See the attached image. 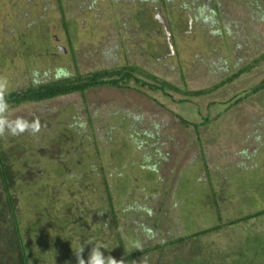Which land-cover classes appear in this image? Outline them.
<instances>
[{"label": "rangeland", "instance_id": "rangeland-1", "mask_svg": "<svg viewBox=\"0 0 264 264\" xmlns=\"http://www.w3.org/2000/svg\"><path fill=\"white\" fill-rule=\"evenodd\" d=\"M191 1L63 0L66 27L58 0H0V93L61 77L60 69L69 75L106 67L121 68L131 63L143 64L148 71L190 90L210 89L236 70L249 67L252 59L264 53V0H197L195 4ZM193 6L192 16L197 15L194 21L189 16L191 11L187 12ZM255 10L263 14L262 19ZM251 66L233 82L202 97L186 98L182 93L170 90L167 94L146 87H100L90 89L85 96L75 93L1 107L0 127L8 135L5 139L16 138L18 130L27 129L25 126L33 130L29 131L30 135H21L25 137L21 139L24 143L26 137L29 143L41 133L49 135L54 142L65 139L57 153L71 167L72 175H57L52 169L47 170L48 176L45 174L44 178L49 179L56 193L54 199L49 197L52 202L41 203L37 193L26 194L38 191L42 181L34 182L37 189L20 184L18 213L25 241L31 249L30 264H76L75 253L84 245L83 237L75 238L73 243L70 233L56 236L58 226L54 222L49 224L51 219L63 221L66 215L65 228L70 226L69 217L77 221L78 231L90 228L85 225L86 220L80 221L84 208L76 206L78 197L70 190L77 189L79 174L93 169L88 165L90 159L104 165L103 171L100 167L95 170L103 172L108 179L119 204L123 230L125 224L143 219L136 214L139 209L125 207L130 205V200L144 205V195L148 197L150 191L162 190L156 185L160 177L167 178L173 169L180 176L179 191L185 202L182 213L190 214L174 227L169 213L161 226L164 232L167 223L173 224L172 235L155 233L150 237L145 233L141 236L144 244L190 234L188 228L195 232L219 223L223 227L200 236L194 247L201 245L204 251L226 253L228 246H237L239 237L245 240L256 233L264 242V215L247 223L225 225L227 220L264 208V89L238 101L264 82V59ZM218 114L220 117L214 119ZM89 116L91 123L77 126L80 121L87 122ZM181 117L188 122H183ZM206 118L213 119L206 122ZM73 124L80 135L70 131L73 129L69 125L76 128ZM155 124H160L161 136L151 142L145 134L153 131ZM10 126L17 129L15 133ZM158 148L167 151L168 162L154 152ZM29 152L37 167L40 154ZM147 164H154L158 171L150 170ZM207 173L212 175L219 195L225 190V199H218L222 217L219 221L215 203L209 197ZM98 177H83L84 182L89 178L88 183L93 186L85 195L95 197L104 190L103 176ZM196 177L199 182H195ZM126 185L130 188L129 195L123 193ZM88 203L92 205L93 201L89 199ZM179 203L172 205L177 208ZM149 204L155 210L158 208V202ZM48 225L54 229L49 238L55 242L40 235V229ZM124 235L127 240L129 235ZM128 244L129 252L138 245L132 241ZM115 246L109 247L115 250ZM181 248L176 243L156 255L165 260L174 259Z\"/></svg>", "mask_w": 264, "mask_h": 264}, {"label": "trees", "instance_id": "trees-1", "mask_svg": "<svg viewBox=\"0 0 264 264\" xmlns=\"http://www.w3.org/2000/svg\"><path fill=\"white\" fill-rule=\"evenodd\" d=\"M58 4L64 24L67 27L68 19L66 9L63 7V0H58ZM257 15L259 18H263L262 13ZM260 59H264V53L260 54L258 58L252 59L249 67H252L251 65H256ZM249 67L244 66L236 70V72L228 76L222 82L216 84V86L213 88L192 90L148 71L143 64L139 63L126 64L121 68L106 67L89 72H75L69 75H67V72L60 69L61 73L63 74L61 77L40 83L29 84L28 86L15 91L0 93V108L5 106H19L24 103L48 101L75 93L85 96L87 91L90 89L100 87H146L148 90L161 93L169 94L170 90L179 94L182 93L186 98L193 96L202 97L214 90V88H220L223 85L233 82L242 74L243 71H248ZM183 81L186 83L184 78ZM262 89H264V82L253 87L248 94L240 98L238 101L244 99L250 93H257ZM183 99L178 101H183ZM214 117V119H218L220 116L218 114ZM212 119L213 118H206L205 121L208 122ZM86 120L87 122L80 121L79 123H76L78 124L77 126L84 127L85 123H91L90 116ZM181 120L185 123L188 122V120L182 117ZM76 124L73 125L76 126ZM159 125L160 124H155L154 127L156 128L153 131H150L148 134H145L147 135L148 139L151 140V142L153 139H158L159 136H161V132L158 131L160 129ZM194 125L196 127V124ZM77 126L76 130V128H73L71 125H69L70 129H73L70 131H77L80 135L81 133L79 132ZM25 127L28 130H25L23 127L22 130H18L17 137L14 139L11 138L10 140L4 138L8 135L4 134L2 127H0V264H30L29 259L31 249L29 243L25 241V232L20 226L18 213L19 206L21 204L20 197L18 195L22 190L20 184H25L28 186L30 185L32 186L31 188L37 189L34 182L37 183L42 181L43 186L38 191H29L26 192V194L36 196L37 193L41 203L46 202L45 200L52 202L50 201V198L54 199V195L56 197V193L54 186L49 181V179L44 178L46 177L45 174L48 176L47 170L50 168L52 169V172L57 175H61L63 173H66V175L67 173L72 175L71 172H69L71 170L69 163L65 160H60V154L57 153L59 148L61 150L60 144H63L65 139H60L59 141L54 142L50 139L49 135L41 133L35 137L34 141H28L30 144L27 143L29 138L26 137L27 140L26 143H24L21 141V139L25 137L21 135L24 133L30 135L31 130H33L32 127ZM65 127L68 128V125H65ZM64 134L66 133H63L62 135ZM150 149L151 146L148 150ZM30 150L35 151L34 154H40L39 165L37 167L34 163H32L33 155H30ZM154 152L159 153L161 158H164L163 161L168 162L167 160L169 159L167 157V151H161L158 148L155 149ZM242 152L244 153L245 150L243 149ZM246 154V156H249L248 153ZM77 161L79 162V160ZM96 162L97 160L90 159V163L88 162V165L91 169H93L91 171H87V174H79L78 178L80 179L81 183L78 182L77 189H70L73 191L76 197H78L77 199L79 202L76 204V206L84 208L83 211L85 213L80 215V221L86 220L87 224L85 225H88L90 228H88L86 231H78L79 227H77V221L72 219V217H69L70 226L65 228L67 224L64 223L67 221L66 215L63 216L65 221H61L58 218L56 220L51 219L49 224L51 225L54 222V225L58 226L57 231L54 233L55 235L63 234L64 232L67 234L70 233L71 236H73L71 239L73 243L76 240L75 238L79 239L80 237H83L82 242H84V245L82 246L84 249V255H82L85 257V259H87L88 255L90 254L92 246L98 245L100 246V251L104 254L105 258H107L110 254L116 259H123L124 264H263L262 260L264 261V242H261L260 236L257 233L255 235L245 237V240L239 237V239H237V246H234L236 244L228 246V248L224 250L226 253H223V251L220 250L215 252H211L209 250L204 251V249L200 248L202 247L201 245L198 248L194 247L195 242L200 236L207 235L223 227L222 225L224 224L221 223L209 228L200 229L195 232L190 231L191 228H188V226L184 224L188 228L189 232H191L190 234L185 233L184 235H178L160 243L144 244L142 239L145 233L150 237L155 233H163L170 237V235H172L173 224L174 227H177V224L179 222L183 223L184 219H186V216L190 214L189 212L182 213V207L185 202H182L184 198L179 191L181 186L180 176L176 175L173 169L172 171L170 170V175H168L167 178L166 176L160 177V182H157L156 185L160 188L162 187V190H160L159 193L158 191L156 192L158 196H156V193H153L156 190L150 191L152 193L149 194L148 197L144 195V205L137 204L136 200L133 202L130 200V205L126 204L125 207H131V209L136 207L140 210V212H136V214L141 215L143 219L139 222L136 221V223L131 225L125 224L123 230L120 227V209H118L119 204L117 203V199L115 198L111 187L108 184V179L105 177L103 172H98L95 170L96 167H100L103 171L104 165L103 163L95 164ZM15 163L20 167L17 168ZM20 163H22V165H20ZM84 164L86 165V163ZM80 165H82V163ZM147 166L151 168L150 170L158 171L154 164H147ZM90 173L92 175L94 173L97 176H91ZM85 175H89L91 178H99V175L103 176L102 179L104 190L102 192L99 191V193H97L98 196L91 197L85 195L93 188V186L91 188L90 184L88 183L89 178L85 179L86 181L84 182L83 177H85ZM225 176L224 179H226ZM206 177L209 180L211 188L209 197L214 201L213 203H215V214L218 216L219 221V219L221 220L222 217L221 210L218 207L220 202L218 199H225V190L223 189L224 194L219 195L217 188L212 183V175L208 174ZM51 180L54 181L52 178ZM70 182L76 184V182L73 180H70ZM195 182H199V177H196ZM63 183V185H65L68 189L70 188L69 185L66 184L67 182ZM129 191L130 188L126 185V191H123V193H127V195H129ZM32 196H30V198ZM89 199L93 201L92 205H89ZM153 201L154 203L158 202V208L156 210L149 204H152ZM176 201H180L177 208L172 205ZM131 203H133V205H131ZM167 205L170 206L167 207ZM50 210L51 209L47 210L49 214ZM52 210L55 211L56 209ZM189 210L191 211V209ZM169 213L172 217L171 221L173 224L167 223V226L163 232L161 225L164 223L166 218H169ZM262 215H264V208L237 218H233L231 220H227L225 225L233 226L239 223H247L249 220ZM49 225L47 228L43 227L40 229V235L42 237L44 235H46L48 238L53 236L52 230L54 229L49 228ZM92 225L95 227L93 228ZM33 228L35 229V226ZM80 229H82V227H80ZM88 231L89 233H87ZM124 234L129 235L128 237L130 238L127 237V240H129L128 242L125 240L126 237ZM57 238L60 239V236ZM49 240L51 242H55L52 241L51 238H49ZM130 241H132L135 245L138 244L139 247L129 252L127 248ZM185 242L187 244H185ZM176 243H180L182 248L178 251L177 256L174 259H168L166 257L165 260V258L162 259L160 255H156V252H162L165 247H168L169 245L172 246ZM113 244L117 245V247L115 246V250H112V248L109 247L113 246ZM79 248L80 247H78V249Z\"/></svg>", "mask_w": 264, "mask_h": 264}, {"label": "clouds", "instance_id": "clouds-1", "mask_svg": "<svg viewBox=\"0 0 264 264\" xmlns=\"http://www.w3.org/2000/svg\"><path fill=\"white\" fill-rule=\"evenodd\" d=\"M10 130L15 133L17 129L11 128L10 126ZM137 247L139 246L137 245ZM83 250V246H81L75 253L76 264H124L123 259H116L110 254L107 258H105L104 254L100 251V246L98 245L92 246L87 259H85V257L82 255Z\"/></svg>", "mask_w": 264, "mask_h": 264}, {"label": "flooded vegetation", "instance_id": "flooded-vegetation-1", "mask_svg": "<svg viewBox=\"0 0 264 264\" xmlns=\"http://www.w3.org/2000/svg\"><path fill=\"white\" fill-rule=\"evenodd\" d=\"M191 2H192V4H195V3H197V0H192ZM194 7H195V6L191 7L190 9H187V12L191 11V12L189 13V16H190V19L193 20V21H194V19H195V16L197 17V15L192 16V13L194 12V11H193V10H194ZM212 8H213V7H212ZM257 9H259V8H257ZM255 12H256V10H255ZM195 21H196V20H195Z\"/></svg>", "mask_w": 264, "mask_h": 264}, {"label": "water", "instance_id": "water-1", "mask_svg": "<svg viewBox=\"0 0 264 264\" xmlns=\"http://www.w3.org/2000/svg\"><path fill=\"white\" fill-rule=\"evenodd\" d=\"M161 19H163V18H161ZM164 20H165V18H164ZM164 25H165V27H166V29H167V31H168V27H167L166 23H165Z\"/></svg>", "mask_w": 264, "mask_h": 264}]
</instances>
